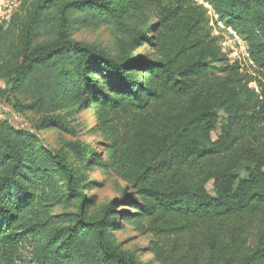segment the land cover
I'll use <instances>...</instances> for the list:
<instances>
[{"label": "trees", "instance_id": "trees-1", "mask_svg": "<svg viewBox=\"0 0 264 264\" xmlns=\"http://www.w3.org/2000/svg\"><path fill=\"white\" fill-rule=\"evenodd\" d=\"M204 1L244 40L257 77L227 63L191 0L21 3L0 31V97L21 96L15 109L39 116L37 130L74 137L90 111L101 150L51 149L0 120L5 257L25 243L36 264H143L117 242L119 218L157 235L160 259L174 240L184 263L264 264V0ZM84 29L110 40H76ZM90 171L124 181L121 196L99 204Z\"/></svg>", "mask_w": 264, "mask_h": 264}, {"label": "rangeland", "instance_id": "rangeland-1", "mask_svg": "<svg viewBox=\"0 0 264 264\" xmlns=\"http://www.w3.org/2000/svg\"><path fill=\"white\" fill-rule=\"evenodd\" d=\"M164 4L169 2V0H160ZM199 5H203L208 10L209 26L212 27L213 35L219 38V45L222 48V52L226 55L227 63L229 65H239L241 71L244 74L250 76L254 75L257 77V68L250 60L247 46L243 39L235 38L232 33H230L227 28H221L219 26V18H217L212 6L205 2L204 0H191ZM24 0H21V3ZM21 5V4H20ZM75 39L78 41H84L88 43H102L107 44L110 40L109 33L105 29H100L98 31L92 30H82L75 35ZM147 49V48H146ZM146 49H142V53H146ZM223 66H218L220 68ZM215 76L221 75L219 69L213 72ZM6 80L0 79V88H6ZM250 88L254 91L258 90L257 84H250ZM25 104L24 99L20 97H0V120L9 121L14 127L23 130H29L36 133L51 149H60L61 144L65 141H76L81 140L84 144L91 147L92 149L98 151L101 150L98 145V129L95 126L96 121L94 120L92 113L90 111H83L80 113L76 122L80 124V131L78 129L77 136L67 135L59 131L46 130L39 131L37 126L39 123V116L30 112H19L15 109V106ZM222 119L225 117L221 114ZM126 122L122 121V123ZM222 120L218 125V130L213 133V138L217 139L220 133V125ZM92 129L88 134L83 133L82 130L88 131ZM242 174L245 173L244 170L241 171ZM89 179L93 184L91 192L89 195H95L99 204H103L113 199L121 196V189L126 186V183L120 178L109 174H104L100 172H89ZM96 183H101L98 186ZM209 191H213L212 185L208 186ZM118 223L123 224L121 229L115 232V238L122 248L130 253H134L143 264H192L184 263L179 258L180 250H183L184 246L171 240L166 243L168 251L171 257L169 259H160L156 254L153 253L154 242L158 241V236L154 233H147L144 229H139L135 225L122 223L121 219L118 218ZM148 226V223H146ZM244 236H247L249 243H255L256 232L253 228L245 229ZM163 243H165L163 241ZM175 246V247H173ZM33 249L30 244H22L20 248L13 252L11 257H5V255L0 251V264H36L34 260Z\"/></svg>", "mask_w": 264, "mask_h": 264}, {"label": "built area", "instance_id": "built-area-1", "mask_svg": "<svg viewBox=\"0 0 264 264\" xmlns=\"http://www.w3.org/2000/svg\"><path fill=\"white\" fill-rule=\"evenodd\" d=\"M20 4L21 0H0V31L6 30L9 27L15 13L20 7ZM218 24L221 28H227V30L232 33L235 38H240L233 28L225 27L221 21H219Z\"/></svg>", "mask_w": 264, "mask_h": 264}]
</instances>
